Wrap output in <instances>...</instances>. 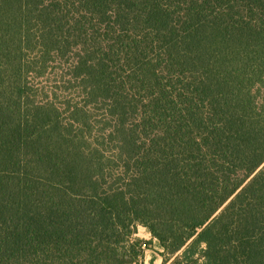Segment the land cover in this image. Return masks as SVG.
Returning <instances> with one entry per match:
<instances>
[{
	"label": "trees",
	"instance_id": "16d2710c",
	"mask_svg": "<svg viewBox=\"0 0 264 264\" xmlns=\"http://www.w3.org/2000/svg\"><path fill=\"white\" fill-rule=\"evenodd\" d=\"M152 239L264 264V0H0V264Z\"/></svg>",
	"mask_w": 264,
	"mask_h": 264
},
{
	"label": "rangeland",
	"instance_id": "374dc122",
	"mask_svg": "<svg viewBox=\"0 0 264 264\" xmlns=\"http://www.w3.org/2000/svg\"><path fill=\"white\" fill-rule=\"evenodd\" d=\"M132 238L140 239L142 241L151 239L150 234L141 225H138L136 233L132 236ZM159 250L160 249L156 241L152 239L150 244L143 245V255L135 264H161Z\"/></svg>",
	"mask_w": 264,
	"mask_h": 264
}]
</instances>
